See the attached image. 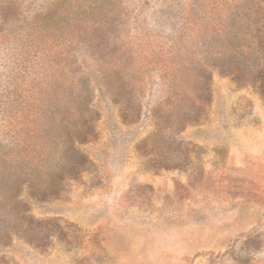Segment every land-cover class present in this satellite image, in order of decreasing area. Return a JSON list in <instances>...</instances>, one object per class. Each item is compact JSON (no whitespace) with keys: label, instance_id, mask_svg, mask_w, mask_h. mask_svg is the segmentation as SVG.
Wrapping results in <instances>:
<instances>
[{"label":"rangeland","instance_id":"obj_1","mask_svg":"<svg viewBox=\"0 0 264 264\" xmlns=\"http://www.w3.org/2000/svg\"><path fill=\"white\" fill-rule=\"evenodd\" d=\"M70 119L86 167L9 203ZM6 237L0 264H264V0H0Z\"/></svg>","mask_w":264,"mask_h":264},{"label":"trees","instance_id":"obj_2","mask_svg":"<svg viewBox=\"0 0 264 264\" xmlns=\"http://www.w3.org/2000/svg\"><path fill=\"white\" fill-rule=\"evenodd\" d=\"M244 59V58H243ZM77 122L69 120V128L64 134L69 133V139L59 148L60 156L52 165L46 166V171L41 170V167L34 166L31 172H27L25 164L19 165L15 174L3 179V184L6 187V195L9 198V203L15 202L25 189H28L29 194L36 200L45 198L46 194L56 192L61 189L66 181L74 178L75 174L86 167V154L81 152L77 145L81 144L82 130L77 126ZM87 135V134H85ZM84 136L83 139H86ZM32 175V176H31ZM43 176H50L51 182L44 184ZM41 185V187H40ZM45 185V186H43ZM20 194V195H19ZM19 204V203H15ZM25 212V211H24ZM19 226L13 225L10 228L11 233H19ZM11 243V237L0 238V246L7 248Z\"/></svg>","mask_w":264,"mask_h":264}]
</instances>
